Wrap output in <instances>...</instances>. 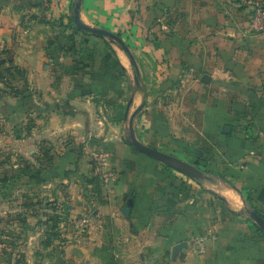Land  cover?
Wrapping results in <instances>:
<instances>
[{"label":"crops","instance_id":"1","mask_svg":"<svg viewBox=\"0 0 264 264\" xmlns=\"http://www.w3.org/2000/svg\"><path fill=\"white\" fill-rule=\"evenodd\" d=\"M75 1L0 0V264H264L244 212L264 218V34L247 7L82 0L80 21L127 55L69 24ZM141 105L136 139L201 179L130 146ZM101 148L108 183L91 167Z\"/></svg>","mask_w":264,"mask_h":264},{"label":"water","instance_id":"2","mask_svg":"<svg viewBox=\"0 0 264 264\" xmlns=\"http://www.w3.org/2000/svg\"><path fill=\"white\" fill-rule=\"evenodd\" d=\"M81 1L82 0H76L72 5V21H73L75 28L78 29L79 31L88 33L98 38L106 39L111 44L116 45L121 51H123L127 55H130L128 48L124 45V43L121 41V39L117 35L112 34L109 31H106L103 29H98V28L87 26L80 21L79 10H80ZM142 108H143V105L139 106L134 111V113L131 115L128 121L127 140L130 146L134 148L136 151L154 159L155 161L191 179H195V180L201 179L202 172L196 167L190 164H187L184 161L173 157L172 155L159 151L155 148L145 146L136 139L135 134H134V128H133V119L141 111ZM124 120L126 121L127 117H125ZM244 212L247 213L250 219L264 233V218L248 208L244 209ZM184 247H186V243H179L173 247V252H177Z\"/></svg>","mask_w":264,"mask_h":264},{"label":"built area","instance_id":"3","mask_svg":"<svg viewBox=\"0 0 264 264\" xmlns=\"http://www.w3.org/2000/svg\"><path fill=\"white\" fill-rule=\"evenodd\" d=\"M249 10L248 30L254 34H264V3L260 0H238ZM92 171L104 183H108L114 178L111 168V153L106 148L97 149L92 154ZM73 227L79 231L87 227V219L72 221ZM208 236H203L196 240L192 250L193 254L203 256L206 253Z\"/></svg>","mask_w":264,"mask_h":264},{"label":"trees","instance_id":"4","mask_svg":"<svg viewBox=\"0 0 264 264\" xmlns=\"http://www.w3.org/2000/svg\"><path fill=\"white\" fill-rule=\"evenodd\" d=\"M69 24L72 25V26H74L73 21H72V14L69 17ZM94 37H96V36H94ZM101 39H103V38H101ZM105 45L108 47L109 43L108 42H105ZM120 74H124V70L121 67H120ZM21 173L23 175H25V176H30L31 175L32 178L40 177L41 174H42L39 171L32 170L27 165H24L23 166V171ZM6 181H7V178L6 177L4 179H0V182H2V183H6Z\"/></svg>","mask_w":264,"mask_h":264},{"label":"rangeland","instance_id":"5","mask_svg":"<svg viewBox=\"0 0 264 264\" xmlns=\"http://www.w3.org/2000/svg\"><path fill=\"white\" fill-rule=\"evenodd\" d=\"M260 1H264V0H260Z\"/></svg>","mask_w":264,"mask_h":264}]
</instances>
